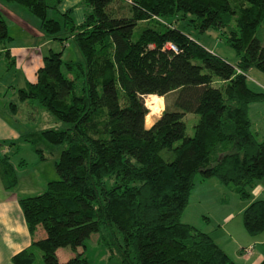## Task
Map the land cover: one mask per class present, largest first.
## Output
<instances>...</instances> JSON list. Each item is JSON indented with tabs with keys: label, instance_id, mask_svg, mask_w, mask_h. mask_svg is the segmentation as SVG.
Listing matches in <instances>:
<instances>
[{
	"label": "trees",
	"instance_id": "obj_1",
	"mask_svg": "<svg viewBox=\"0 0 264 264\" xmlns=\"http://www.w3.org/2000/svg\"><path fill=\"white\" fill-rule=\"evenodd\" d=\"M5 1L31 12L40 31L61 45L70 39L81 57L66 61L61 51H49L34 81L9 104L13 114L18 106L30 110L29 122L42 112L55 120L38 134L65 145L55 163L57 179L41 194L18 199L29 234L41 231L43 238L12 263L89 264L83 249L95 234L120 264H235L180 216L196 173L231 186L243 199L264 178V140L248 117L250 105L264 104V92L247 85L250 71L264 76L258 38L264 0H80L87 10L80 22L72 8L59 11L62 0ZM185 20L198 34L220 32L235 63L180 29ZM7 40L0 12V52L10 58L2 46ZM147 96L164 103L149 128ZM188 114L198 116L191 137ZM0 181L8 191L16 185L7 161ZM242 222L250 236L264 231V199L244 209ZM65 248L73 256L60 262L57 252Z\"/></svg>",
	"mask_w": 264,
	"mask_h": 264
},
{
	"label": "rangeland",
	"instance_id": "obj_2",
	"mask_svg": "<svg viewBox=\"0 0 264 264\" xmlns=\"http://www.w3.org/2000/svg\"><path fill=\"white\" fill-rule=\"evenodd\" d=\"M74 4L75 0H62L59 11L63 12L69 7L73 8L71 17L74 22H79L82 20L81 13L83 14L87 10L80 6L72 7ZM0 12L6 22L7 32L10 37V40H7L2 46L14 51L12 52L13 56L10 55V58L0 52V116L7 118L20 133V139L12 147L8 145L4 153L14 169L17 192L23 197L35 196L45 191L46 182L57 179L55 163L65 145L55 146L49 144L38 134L43 129L54 128L55 120L53 121L52 118L47 117L42 112L37 121L29 122L26 117L30 110L24 109L23 106H18L17 111L13 114L9 109V104L16 102L17 90L21 86L23 87L26 81L32 77L31 69L36 66L38 57L42 62V57L47 55L49 51H61L62 59L66 61H80L81 57L70 39L61 45L59 41L48 37L40 31V20L21 5L0 0ZM47 17H53L51 10L48 11ZM57 19H60L59 16H57ZM187 23V20L180 21L178 26L189 33L209 52L216 54L231 64L235 63L236 54L234 50L223 42L220 32L210 30L206 33L198 34L190 26H184ZM140 29L141 27L138 26L134 30V40L137 38ZM258 38L264 43V25L258 32ZM247 85L250 89L260 91L249 78ZM156 105L158 110L154 115H149V110L147 109L146 128H149L163 111V99L156 100ZM257 106L261 107V112L260 115L257 114L259 116L253 121L255 125L259 123L263 126L264 105L261 103V105ZM197 120V115H186L184 123L187 136L191 137L193 135L192 127ZM260 131L261 136L264 135V129ZM199 178L200 175L197 173L193 177V189L190 191L188 202L180 216V221H189L197 230L208 233L213 241L225 251L227 256L235 264H239L232 253L231 241L227 242L228 238H225V235L229 232L232 236H236L239 239L238 234L241 230V234H245L250 238L264 237V231L257 236H250L246 233L242 222V211L240 212L241 206L264 199V178L254 181L253 185L248 187V197L245 199L240 198L221 183L220 192L216 193V189L212 187L209 181H205L201 188H203L202 192L205 193L206 197L201 201L198 200L197 195ZM258 194H261L259 198H257ZM229 216L233 218L223 227L222 222H225ZM96 239L97 235L94 234L85 242L83 251L88 263L120 264V257L115 253H110L107 247L102 242H97ZM70 252L69 249L65 248L61 250L60 254L63 256Z\"/></svg>",
	"mask_w": 264,
	"mask_h": 264
},
{
	"label": "crops",
	"instance_id": "obj_3",
	"mask_svg": "<svg viewBox=\"0 0 264 264\" xmlns=\"http://www.w3.org/2000/svg\"><path fill=\"white\" fill-rule=\"evenodd\" d=\"M79 4H80V0H75V4L72 7L80 6ZM68 9H70V7ZM81 15H82L81 17L82 19L83 14L81 13ZM12 52L14 51H11L9 49L10 55L13 54ZM12 59L14 60L13 57ZM41 65H42V62L40 58L38 57L36 66L33 69H31L32 77L28 79V81H26L23 87H25L27 83H32L34 81L35 72ZM247 76H248L247 78L253 81L255 85L260 89L259 92H264V76L262 74H260L257 71L252 70L248 73ZM23 87L21 86V88ZM257 105H261V103L252 104L249 106L248 117L250 119L252 129L258 133L260 140H264V135L261 136L260 134L261 132L260 130L264 129V124L263 126L259 123L255 125L253 121L260 115V112H261V107ZM19 139H20V133L16 129V127H14L12 123L7 120V118L0 116V166H1L2 161H7L8 164H10L8 161V157L4 153V150L8 145L12 147L15 144V142H17ZM2 147H3V150H2ZM205 181H209L212 187L216 189V193L220 192L219 189L221 188V184L217 179L209 178V179L203 180L199 178V181H198L199 183L197 184V187L199 189L197 190L199 201L203 200L204 197H206L205 193L202 192L203 188H201L204 185ZM226 188H228L231 192L236 194L231 186H226ZM259 196H261V194H258L257 198H259ZM26 197H30V196H26ZM19 198H23V196L17 192L16 187H14L12 190H9V191L5 190L0 181V264H13L11 261L13 256L27 249L33 241H37L43 238V233L41 231L36 232L33 236L29 234L26 224L24 222L20 207L18 205ZM250 203H247L246 205L241 206L240 212L241 211L243 212L244 209ZM232 218L233 217H230V216L227 217L226 221L222 222V226L225 227L227 222L230 221V219ZM182 223L187 224V225L192 224V223L190 224L189 221H183ZM206 234L211 238V236L208 233ZM238 236H239V239L236 238V236L234 237L229 232H227L225 235V238H228L227 242L231 241L230 247L231 246L233 247L232 253L235 256L239 264H260L262 261H264V237L250 238L246 236L245 234H241V230ZM251 246H252V251L249 255L242 253V249L248 248ZM222 251L225 253L224 250ZM60 253H61V250L57 252L58 260L60 262H64L73 256L72 252H70L67 255L65 254L63 256ZM38 262H39V255L37 258V263Z\"/></svg>",
	"mask_w": 264,
	"mask_h": 264
},
{
	"label": "bare ground",
	"instance_id": "obj_4",
	"mask_svg": "<svg viewBox=\"0 0 264 264\" xmlns=\"http://www.w3.org/2000/svg\"><path fill=\"white\" fill-rule=\"evenodd\" d=\"M156 100H162V98L156 96H147L144 98V105L149 110V115H154L158 110Z\"/></svg>",
	"mask_w": 264,
	"mask_h": 264
},
{
	"label": "built area",
	"instance_id": "obj_5",
	"mask_svg": "<svg viewBox=\"0 0 264 264\" xmlns=\"http://www.w3.org/2000/svg\"><path fill=\"white\" fill-rule=\"evenodd\" d=\"M168 47H169V49H171V50H173V51H176V48H175L174 46L170 45V46H168ZM251 250H252V246H251V247H248V248H244V249H242V253L248 255V254L251 253Z\"/></svg>",
	"mask_w": 264,
	"mask_h": 264
}]
</instances>
